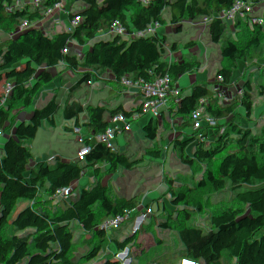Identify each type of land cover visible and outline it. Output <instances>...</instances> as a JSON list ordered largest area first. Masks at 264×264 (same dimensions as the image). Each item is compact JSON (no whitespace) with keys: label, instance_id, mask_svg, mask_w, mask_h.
Wrapping results in <instances>:
<instances>
[{"label":"trees","instance_id":"trees-1","mask_svg":"<svg viewBox=\"0 0 264 264\" xmlns=\"http://www.w3.org/2000/svg\"><path fill=\"white\" fill-rule=\"evenodd\" d=\"M170 1L174 3L173 7L168 6ZM221 1L141 0L133 6L124 3L121 16L108 23L103 22V10L91 9L84 21L67 27L39 17L21 26L10 44L9 55H4L2 36L11 26V14L24 9L36 10L40 0H0V128L3 129L0 152L5 150L7 140L20 131L16 127L17 121L33 109L35 102L43 100L46 107H50L40 112L31 111L27 119V126L32 131L45 134L44 139L28 146L31 151L41 147V154L13 167L0 158V221L15 210L9 199L21 193L35 202L44 200L40 213L49 212L56 203L67 201L78 210L89 205L94 211L113 212L129 205L138 212L142 206L161 199L159 192L129 193L125 189V168L119 164L92 171L80 166L57 171L59 164L77 151L93 162L105 160L115 153L125 156L130 152L139 156L145 151L172 148L168 160L172 172L181 180L183 197L177 205L184 207L185 215H189L201 192L214 196L226 190L222 184L226 173L234 177L238 186L250 187V175L232 173L228 158L248 154L260 163L264 161V121L243 115L251 104L254 86L248 84L212 93L218 87L215 77L235 67V63L225 57L232 45L246 47L249 61L255 66H264V0H256L249 20L242 22L244 30L235 36L229 30L228 19L219 16L212 19L207 34L197 39L195 53L185 58L188 64L202 66L197 74L189 76L178 67L166 65L154 68L173 51L172 24L188 16L198 27ZM249 1L237 0L235 5ZM90 33L106 41L114 50L125 42L135 45L120 59L82 58L74 51L84 44V37ZM45 48L62 50L61 62H25L18 57L20 53ZM130 72L149 75L147 83L134 94L125 88ZM109 86L123 88L124 94H117L108 101L88 97ZM190 95L193 96L191 103H181ZM209 100L211 103L207 104ZM63 105L68 107L71 123L60 133L53 126L51 107ZM127 106L135 109L131 125H120L109 135L103 134L100 127L118 119ZM207 129L216 135L235 131H246L247 135L232 147L225 145L224 155L214 154L210 147H198L191 160L179 145L191 140L198 131ZM50 172L54 175L45 182L42 190L36 184L24 181L32 178L33 173L47 177ZM170 216L168 213L154 215L151 236L131 238V247H143V253L136 256L140 264L152 258V244L161 237L162 230L168 232L163 236L164 242L179 255L165 257L161 264H230L229 258L217 263L212 257L203 255V250L213 251L214 207L204 212L203 226L197 225L186 234L181 233ZM218 216V225L228 234L257 237L260 226L248 212L240 215L232 209ZM17 229L18 225H14L0 238V258L4 251L16 258V246L20 242L26 250H35V256L49 264H62L69 257V240L65 236H44L32 230L30 224L21 237ZM100 242L102 239L84 244L91 248ZM126 254L131 257L130 251ZM252 255L264 264V251L259 247L252 249ZM119 257L118 253L112 252L106 258V264H119Z\"/></svg>","mask_w":264,"mask_h":264},{"label":"crops","instance_id":"crops-1","mask_svg":"<svg viewBox=\"0 0 264 264\" xmlns=\"http://www.w3.org/2000/svg\"><path fill=\"white\" fill-rule=\"evenodd\" d=\"M41 1L42 0H40V2ZM140 1L141 0H60L58 8L53 11V21L57 22L58 24H60L63 27L72 26V25H75V24H78V23H81L82 21H84L91 9H99V10H103V15H104L103 16V22L108 23V22L112 21L113 18H119L121 16L122 5L124 3H129L131 6H133L135 4H138ZM236 2H237V0H222L221 2H219L216 5L215 9L210 11L209 14L207 13L206 17L203 19V21L199 24L198 27L194 26L191 18L188 16L183 18L179 22L173 23L171 26L173 37H174L173 38V51L170 55L165 57V59L158 61V63L155 65L154 68L156 69L162 65L169 66V68H173V67L180 68V67L184 66L185 70L191 69L194 72H196L198 70L200 71L201 68L198 66H195V67L185 66V65L175 66L174 61H175L176 56L178 57V59H180L181 62H185V58L187 56L194 54L197 39L199 37H202V36L207 34V32L210 28L212 19L215 17H218V16L221 18L228 19L227 16L233 11V9H236L238 6H240V5H235ZM63 3H64V5H62ZM168 6L173 7L174 3L172 1H170V2H168ZM73 8H77V10H79V12H78L79 15H75L74 11L72 10ZM211 12H213V14L210 16ZM233 19L235 20L234 23H239L238 25L240 26V28H236V30H239V32L241 33L244 30V25L242 23L244 18L242 20H237L234 17ZM228 22H230V21L228 20ZM175 34L178 37L179 41H176ZM12 40H13L12 37H10L8 39V42L11 44ZM105 42L106 41H102V40L97 42L96 48L100 49L101 51L109 50L110 48L112 50H114L110 44H107ZM133 45H135L134 42L123 43L121 45V48L123 47L122 48L123 53L128 54ZM119 49L120 48H118L117 50H119ZM246 50H247L246 47H243L241 49L235 48V51L237 53V59H235V60L231 59L230 56H225V57L227 59L233 61L235 63V67L243 68V69H253V71L255 72V80L257 81L256 68L264 69V66L253 65L252 62L249 61V58H247L245 56ZM186 75H188V74H186ZM148 76H149L148 74L145 75L144 73H141V72H130L128 79H127V85L125 86L126 90L131 91V93L134 94L136 91L140 90L147 83ZM189 76H192V75H189ZM255 80L253 77L252 81L248 84H252L254 86ZM129 85L132 88H129ZM99 92H92L91 94L88 95V97L89 98H100ZM122 94H124V92ZM258 95L255 97L252 96V99H251L252 100L251 103L253 102L255 106L258 105L259 101H261V99ZM37 110H39L38 106H35V108L32 109V111H37ZM134 111H135V109H134ZM259 120H262V119H259ZM41 138L44 139L43 136H41ZM30 145L31 144L29 142L25 141V139H24V142L17 141L14 143V145L6 147L5 150L0 152V158L3 159V156H4V157H6V159H12L15 157L14 155H22V154L25 155L27 158H29V156L31 157V150L28 148V146H30ZM220 145L221 146L228 145V146L232 147L235 144H223V143H221ZM126 148L128 150L130 149L128 144L126 145ZM7 150H11L12 154L10 156H7L5 154V152ZM16 150L20 151V153H15ZM163 150L145 151L143 154H141L139 156L133 155L130 152L127 153V155H125V156L121 154V156L119 157L118 162H117V164H119L120 167L123 166L125 168V172H126L125 173V179H126L125 189L129 193H139L142 191L159 192V193L166 192V194L163 197L161 195L162 198L160 200L156 201L153 204L144 205L138 210V213L142 219V224H143V229H144V232L141 235V237L142 236L143 237H150L151 236V234L153 233L152 217L156 214H163V213L164 214L165 213L171 214L170 217H172L174 215L175 219L179 218L181 220L184 228L186 230L192 231L195 228V226H197V222H198L197 219L202 218L204 212H206V210L208 209L207 208L208 205L205 206L204 203L207 200V198L209 199L210 197H212L211 201L213 204L211 207H214V212L218 211V213H219L220 211H224L221 203L218 205H215V203H217V200H218V198L216 197L217 194L214 196H211L210 193H206V192L204 194H202V192L199 194V198L195 201L194 206H193L191 212L189 213V215H185L184 213L179 212L178 210H175V208H173V206H172V199L174 198L172 191H174V190L178 191L176 194V197H177V201H179L181 199L180 198L181 185L179 186L177 184L176 187L172 186L171 181L175 178L171 174L173 172L171 170L170 164H169L170 170L164 169V163L165 162L169 163V160H168L169 154L164 155ZM145 154H148L151 159L155 160L154 162H152L150 164V166L153 168H155L157 166V168L152 169L151 171L145 172V173H143V171H141V170H136V171L130 173L129 172V164H132L133 161L143 163ZM187 154L191 160H194L195 153H187ZM138 157H141V159ZM240 157H233V159L234 158L239 159ZM229 158H232V157H229ZM229 158H228V163H229ZM161 159L164 161H162ZM60 170H67V169L57 168V171H60ZM229 170L231 172L233 171V170H231L230 166H229ZM233 172L238 173L235 171H233ZM35 175H37V174L36 173L32 174V178L30 180L31 184H35V181H36L35 177H37V176H39V178L41 177V179L43 180V182L45 184V182L48 179H50V180L52 179L54 172L48 173L49 176H47V177H43L40 175L35 176ZM179 179H180V177H179ZM160 181H162V186H163L162 189L159 187ZM180 182H181V180H180ZM219 193L221 195H227L228 196L230 191L221 190ZM220 194H218V195H220ZM232 194L236 195L235 192L234 193L232 192ZM237 196L238 195L231 196V197H232V199H234V198L237 199ZM9 200L12 203L15 210L12 213L6 215L0 221V238H3L6 234H8V232L13 228L14 225H18L17 232L22 237L26 233L28 226L31 224L32 230L38 231L41 234H43L44 236H47V235L65 236L69 240V243L67 245V252L69 253V255L71 252V248L76 245V244L72 245L71 244L72 241H76V240L79 241L80 240L77 243V244H80V243H84V242L94 243V242L102 239L103 230H102V226L99 222V219L96 217H86V216L82 215L78 211L76 206L73 205V203H71L70 201H67V202L61 203V204L56 203L55 204L56 206H54L51 210L52 213L49 214V212H51V211L45 212V213H40V210L42 208V203L44 202V200L41 199V200L36 201V202L32 201L31 199H29L27 197V195L25 193H21L19 196L12 198V199H9ZM214 201H216V202H214ZM243 203H245V204L240 205L238 201L237 202L234 201L232 204L236 207L237 210H239V212H241L240 211L241 206H243L244 208H247L246 211L248 210V207H250V208L254 207V205L250 202L244 201ZM230 208L231 207H228L226 209V211L230 210ZM193 213L197 216L196 219L192 218L191 214H193ZM200 213H202V214L200 215ZM46 215L51 217L53 219V222L40 225L44 216H46ZM181 215H183V217H180ZM263 221H264V216H263ZM185 229H183V230H184V233L186 234ZM259 231L256 232L258 234L257 238L259 236ZM132 237H134V236H132ZM222 237H223L224 241L226 242L225 245H228V247H229L230 243H232L233 241H236V240L241 241V239H245L247 242L251 239H254L255 236H253V238H251L252 234L251 235L250 234H239V235L233 236L231 234L225 233ZM219 240L217 242L214 241L213 251H211L210 253H207L206 251L203 250V255L208 256V257H212L215 261L216 256L218 254L216 252L217 247H219V245H220ZM200 241L204 242V239L201 238ZM131 242H132L131 236L128 237L127 239H125L123 246H122L123 247L122 250L123 249H129V251H130ZM246 242L241 241L242 245H240V246L243 247V245ZM43 249H45V246L43 247ZM135 249H136L135 254H138L140 256L143 253V247L139 246ZM26 251H29V252L24 253V255H23L24 259H25V254H36L35 250H26ZM96 251H95L96 253L94 252V254H93V260L89 263H84V264H91L94 260H97V259L98 260H104V262H105L106 258L112 252L118 253V254L120 253L119 251L112 249L108 245H104ZM249 252H250V255L253 256L252 255V248H249ZM231 255L233 256V255H235V253L233 252ZM27 258L28 257H26L25 261H29V260H27ZM253 258H255V257H253ZM33 259H34V257H33ZM43 261H44V264H49L45 259H43ZM31 262L34 263V260ZM137 263L140 264V262H138V260H137ZM144 264H152V258L149 259L148 262H146Z\"/></svg>","mask_w":264,"mask_h":264},{"label":"built area","instance_id":"built-area-1","mask_svg":"<svg viewBox=\"0 0 264 264\" xmlns=\"http://www.w3.org/2000/svg\"><path fill=\"white\" fill-rule=\"evenodd\" d=\"M60 0H42L36 10L24 9L19 10L11 14L10 22L11 26L9 30L2 36L3 44H10L8 39L14 37L16 33L19 32L23 24L29 23L34 19L39 17L45 18L47 21H53V11L56 10L59 6ZM213 12L210 13V16ZM98 30V28H97ZM101 41L94 33L87 34L84 37V44L81 45L77 50L74 51L76 55L81 56L82 58H108V53L106 51H100L96 48L97 42ZM176 55V54H175ZM181 64L180 59L176 56L174 65L179 66ZM255 73L253 69H243L238 67H231L226 72L217 75L215 77V82L217 84H232L237 85L243 82H251ZM124 90L122 88L109 86L105 89L100 90V98L104 101H108L111 97L116 96L117 94H122ZM260 92V86H258L257 81H254V90L252 96L255 97ZM32 109L29 110L26 114L21 116L16 123V127L20 129L13 137H10L6 142V147L14 145L17 141L24 142L25 139V126H27V119L29 113ZM134 113L133 106H127L123 109L121 115L118 119L111 122L105 123L100 127V131L109 135L112 133L118 126L122 125L124 127H129L132 123V116ZM247 135L246 131H235L232 133H224L221 135L214 134L210 129L198 131L194 137L189 141L182 142L179 147L186 153H195L198 147L208 148L210 147L214 154H225L224 146L220 144H235L241 141L244 136ZM3 136V129L0 128V137ZM172 148H165L163 150L164 155H168ZM42 152L41 147H35L31 151V156L33 158L38 157ZM15 153H20L16 150ZM121 156L120 153H115L105 160L90 161L82 152H75L72 154L68 160L63 161L59 164V169H67V167L75 166L82 167L85 170L92 171L96 168H106L117 165L118 159ZM37 176V175H35ZM35 184L39 189L44 188V182L39 178L35 177ZM31 178L25 179V183H29ZM177 210L184 213L185 209L183 206H178ZM82 215L86 217H96L99 219V222L102 226L103 235L102 242L94 244L89 248L84 243L76 244L71 248V252L67 260L62 264H84L89 263L93 260V254L96 250L104 245L110 246L112 249H115L119 252L122 251V246L124 240L128 237H141L144 232L141 216L138 212L134 211L133 208L129 205L121 207L113 212H106L104 210L94 211L89 205H85L80 210H78ZM49 212V214H51ZM197 225L203 226L205 221L202 218L197 219ZM175 222L180 228H184L181 220L179 218L175 219ZM186 233L191 232L186 230ZM161 237L156 239L153 246V256L152 263L161 264L165 257L173 258L179 255V252L174 248L170 247L164 242V237L168 234L167 230H162L160 232ZM181 253V252H180ZM185 258L181 260L184 263ZM34 264H44L43 258L39 256L34 257Z\"/></svg>","mask_w":264,"mask_h":264},{"label":"rangeland","instance_id":"rangeland-1","mask_svg":"<svg viewBox=\"0 0 264 264\" xmlns=\"http://www.w3.org/2000/svg\"><path fill=\"white\" fill-rule=\"evenodd\" d=\"M38 1V0H37ZM257 1L256 0H250L249 2H247L246 4L240 5L238 6L236 9H233V11L227 16L228 20L230 21V32L231 34H233L234 36L239 34V30H236V28H240V26L238 25L239 23H234V17L237 20H242L244 18V20H249V15L254 11V7L256 5ZM64 5V3L62 4ZM75 13V15H79V10H77V8H73L72 9ZM78 13V14H77ZM175 38L176 41H179L178 37L175 34ZM177 43V42H176ZM119 50H112L111 48L109 50H104L108 53V58H116V59H120V58H124L126 57L128 54L123 53V47L121 48V46L119 47ZM236 49H241L240 47H236L235 45H232L229 50L227 51V53L225 54V56H230L231 59H237V53L235 51ZM100 50V49H99ZM101 51V50H100ZM10 53V45L5 44L4 45V55H9ZM61 55H62V50L58 49V48H45L42 49L38 52H32V53H20L18 55V57L25 62H29V61H39L42 63H60L61 62ZM246 56V54H245ZM247 57V56H246ZM107 59V58H106ZM180 65H185V66H197V65H193V64H188L185 62H181ZM200 68H202V66H198ZM197 67V68H198ZM180 70L188 75H195L198 73V71L194 72L191 69H184V66L180 67ZM256 77H257V84L258 86H260V92H259V97L261 99V101H259L258 105H254V103L252 102L249 107L243 112V115L245 116H252L254 118H258V119H262L264 121V69L262 68H256ZM255 73V72H254ZM248 83L250 82H243L237 85H232V84H218L217 89L212 93V95H214L217 91H229L232 89H235L237 87H243V86H247ZM129 84V83H128ZM129 88H132L129 85ZM52 95V94H51ZM192 98L193 96H187L184 99L181 100V103H191L192 102ZM211 103V100L207 101V104ZM35 106L39 107V112L40 111H44L46 109H49L50 107H46V105L43 103V100H39L37 102L34 103L33 108H35ZM53 113L51 115V118L53 120V126L55 128H57L59 130L60 133H63V131L70 125L71 123V117L68 113V107L67 106H53L51 107ZM25 141L29 142L30 144H36L37 142H39L42 138L41 136H43V138L45 137V134L43 132H34L31 130L30 127L25 126ZM5 154L7 156H10L12 154L11 150H7L5 152ZM15 157L12 159H6V157L3 156V161L7 164L10 165L11 167L17 165L18 163H21L23 161H28V160H32L33 157L29 156V158H27L25 155H14ZM162 160V159H161ZM154 159H151L149 157L148 154H145L144 157V161L143 163L141 162H135L133 161L132 164H129V172L132 173L136 170H141L143 171V173L145 172H149L152 169H156L157 166L155 168L151 167L150 164L152 162H154ZM164 161V160H162ZM150 162V163H149ZM229 166L231 168V170L238 172V173H246L248 175H250L251 177V186L250 188H243V185H237V183L234 181V177L230 176L228 173H226L225 175H223V179H222V184L224 185V189L229 190L230 193L227 195H216V197L218 198L217 203H215V205L218 204H222L223 206V210L224 212L226 211V209L228 207H231L230 210L234 209L236 212H238L240 215H243L244 212H248L252 218L253 221H255L259 226H260V231H259V236L258 238L255 237L254 239H251L249 241L246 242L245 239H241L242 242H246L243 247H241V241L240 240H236L233 241L232 243H230V246L228 247V245H225V241L223 239V235L226 233V230L219 226L217 223V219L219 218V214H222L223 211H220L218 213V211L214 212V218L215 221L213 223L214 226V241H218L220 238V245L219 247H217V256L215 259V262H221L222 260H224L225 258H229L228 263L230 264H261L260 261L256 258H253V256L250 255L249 252V248L255 249L257 247H259L262 251H264V221H263V216H264V161L263 163L258 162L255 158H253L251 155L245 154L242 155L239 159L237 158H229ZM74 170L75 166H70L67 167V170ZM164 169L165 170H170L169 167V163L165 162L164 163ZM232 171V173H234ZM172 176L175 178L171 181L172 186L176 187V185L178 184L179 186L181 185L180 179L176 174L171 173ZM159 187L162 189V181H160V185ZM237 188V190H236ZM243 188V189H242ZM178 191H172L174 198L172 199V206L173 208H175V210H177L178 208V201H177V194ZM181 195L180 198L183 197V191H182V186H181ZM232 192L236 193L237 199H232L231 196H236L233 195ZM205 192H202V194H204ZM166 194V192H162L161 195L162 197ZM161 197V198H162ZM210 197L209 199L207 198V200L205 201L204 205H208L207 208H210L212 206V201H211ZM214 200V199H213ZM234 201H238L240 205L245 204L243 203L244 201L246 202H250L253 203L254 205L258 204V207H248V210L246 211L247 208H244L243 206H241V212H239V210L236 209V207L232 204ZM216 202V201H214ZM220 206V205H219ZM203 207V206H202ZM257 208V209H256ZM202 213H200L201 215ZM192 218L196 219V215L193 213L191 214ZM180 217H183V215H181ZM199 217V216H198ZM171 220L174 221L175 220V216L173 215L171 217ZM53 219L49 216H44L42 222L40 223V225L46 224V223H52ZM181 229V233H184L183 228ZM16 250H17V254L18 256L16 258L12 257L7 251H4L2 254V257L0 258V264H34L33 262H29V261H25L26 257L33 259V257L35 256V254H25V259L23 257L24 253H27L29 251H26V249L23 247L22 242H20L17 246H16ZM127 251H129V249H123L119 254V264H138L137 263V259L136 256H139L138 254H135L136 249L131 247L130 248V256L128 257V255L126 254ZM97 252V251H96ZM95 252V253H96ZM235 253V255L231 256L232 253ZM230 254V255H229ZM27 255V256H26ZM231 256V257H229ZM91 264H106V260L104 262V260H94Z\"/></svg>","mask_w":264,"mask_h":264}]
</instances>
